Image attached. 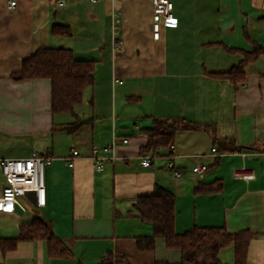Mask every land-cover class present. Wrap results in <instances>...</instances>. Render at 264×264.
Listing matches in <instances>:
<instances>
[{"label":"crops","instance_id":"crops-1","mask_svg":"<svg viewBox=\"0 0 264 264\" xmlns=\"http://www.w3.org/2000/svg\"><path fill=\"white\" fill-rule=\"evenodd\" d=\"M172 2L178 27H162L156 41L151 0H19L15 10L0 0V160L35 152L54 158L46 169L45 207H37L29 193L21 200L23 213L0 212V239L16 238L22 225L40 217L74 253L72 259H51L45 242H21L6 254L0 249V264H98L108 252L125 264L180 263L181 252L163 239L154 252L137 248L136 238L152 236L153 228L136 216L134 204L152 195L156 184L176 196L178 234L195 226H224L231 234L248 230L258 236L246 264H264V55L248 65L247 82L238 90L208 74L230 71L243 60L227 49L264 47V0ZM55 24L70 27L71 35L53 36ZM41 48H68L76 59L96 62L94 85L75 115L52 114L50 80L11 78ZM155 118L211 124L218 138L235 141L237 153L216 156L207 132L181 130L171 155L159 150L145 167L140 149ZM77 119L87 122L74 133L63 130ZM115 135L129 138L128 145L116 149L113 163L96 169L98 157L112 156L105 149ZM74 151L79 155L70 166ZM170 160L182 172L180 180ZM198 163L209 166L203 178L192 172ZM242 166L255 177L236 179L233 170ZM218 180L222 192L195 194L198 185ZM2 187L0 168V193ZM217 259L235 264L234 245Z\"/></svg>","mask_w":264,"mask_h":264},{"label":"trees","instance_id":"trees-1","mask_svg":"<svg viewBox=\"0 0 264 264\" xmlns=\"http://www.w3.org/2000/svg\"><path fill=\"white\" fill-rule=\"evenodd\" d=\"M52 35L56 37L71 35L68 26L55 24ZM246 39L252 41L245 33ZM230 53H240L243 60L230 71L208 73L214 78L228 80L238 90L248 79L246 68L264 55V47L254 44L252 52L227 49ZM96 62L78 60L68 48H41L23 61L22 70L11 75L15 81L47 79L51 82V110L53 115H75V109L84 99L85 91L94 85ZM140 98L131 97L137 101ZM87 121L77 119L63 128L74 133ZM181 130L205 131L213 139L218 153H234L237 146L230 138H218L211 124L192 122L184 118H155L150 129L147 144L140 154L155 156L159 150L171 155L176 135ZM219 160V159H217ZM216 160L213 168L218 165ZM224 183L218 180L210 184H201L195 188V194L212 195L223 191ZM176 196L170 190L156 184L150 196L140 197L134 204L136 216L153 228L152 236L137 237V248L142 252H154L158 239H163L170 250L180 251L182 261L177 264H219L218 254L224 248L234 245L235 264H246L251 241L258 235L248 230L231 234L226 227H193L183 234L175 229ZM128 216H133L129 213ZM43 241L51 259H72L74 253L67 243L58 238L50 222L36 217L31 223L22 225L16 238L0 239L3 254L16 250L21 242ZM81 264V263H80ZM98 264H125L124 259L108 252ZM155 264H170L156 262Z\"/></svg>","mask_w":264,"mask_h":264},{"label":"built area","instance_id":"built-area-1","mask_svg":"<svg viewBox=\"0 0 264 264\" xmlns=\"http://www.w3.org/2000/svg\"><path fill=\"white\" fill-rule=\"evenodd\" d=\"M8 10H15L18 6L19 0H5ZM63 3V2H60ZM152 3V37L154 40H159L161 35V28H176L178 27V19L174 16V4L172 0H151ZM117 30L114 28L113 45L115 48L120 47L121 41L116 37ZM129 143V138L119 137L115 135L112 143L105 151L111 152L110 158L98 157L95 160V168L102 170L105 163H113L116 154L115 151L119 146H126ZM239 152V151H238ZM94 153H98V149H94ZM212 153L220 156L217 148H213ZM237 153V151H236ZM245 156V153L239 152ZM78 151L73 152L72 158L67 159L70 166L73 165V157L78 156ZM51 154L42 155L38 152L33 153L27 158H7L0 160V168L3 177V187L0 193V212L15 211L18 204L23 210L24 205L21 199L27 198L29 193H34L35 205L37 207H45L46 205V169L53 162ZM152 156H142V165L145 167L152 166ZM168 167L172 170L176 180H180L182 172L176 168L173 160L169 161ZM209 166L203 163L195 164L192 167L194 175L203 178L208 171ZM233 176L236 179H253L255 174L248 170L245 166L233 170ZM264 195V189L262 190Z\"/></svg>","mask_w":264,"mask_h":264},{"label":"water","instance_id":"water-1","mask_svg":"<svg viewBox=\"0 0 264 264\" xmlns=\"http://www.w3.org/2000/svg\"><path fill=\"white\" fill-rule=\"evenodd\" d=\"M15 211L16 212H20V213H23L24 212V210L18 204L15 207Z\"/></svg>","mask_w":264,"mask_h":264},{"label":"rangeland","instance_id":"rangeland-1","mask_svg":"<svg viewBox=\"0 0 264 264\" xmlns=\"http://www.w3.org/2000/svg\"><path fill=\"white\" fill-rule=\"evenodd\" d=\"M65 117H69V118H70V115H66ZM61 135H63V137H69V138H71V136L68 135V134H61ZM66 135H67V136H66ZM58 137H60V136H58ZM21 200H23V199H21ZM23 202H24V201H23ZM24 204H25V205H28L27 202H24Z\"/></svg>","mask_w":264,"mask_h":264}]
</instances>
